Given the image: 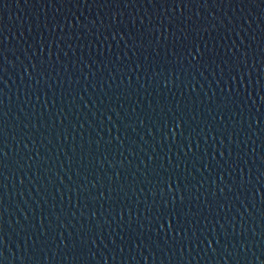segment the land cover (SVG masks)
<instances>
[{
	"label": "water",
	"instance_id": "obj_1",
	"mask_svg": "<svg viewBox=\"0 0 264 264\" xmlns=\"http://www.w3.org/2000/svg\"><path fill=\"white\" fill-rule=\"evenodd\" d=\"M0 264H264V0H0Z\"/></svg>",
	"mask_w": 264,
	"mask_h": 264
}]
</instances>
